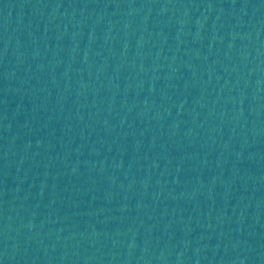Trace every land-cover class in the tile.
<instances>
[{
	"label": "water",
	"instance_id": "1",
	"mask_svg": "<svg viewBox=\"0 0 264 264\" xmlns=\"http://www.w3.org/2000/svg\"><path fill=\"white\" fill-rule=\"evenodd\" d=\"M0 264H264V0H0Z\"/></svg>",
	"mask_w": 264,
	"mask_h": 264
}]
</instances>
